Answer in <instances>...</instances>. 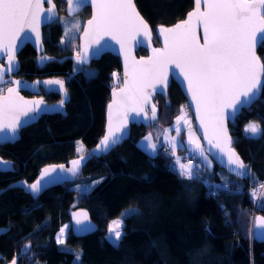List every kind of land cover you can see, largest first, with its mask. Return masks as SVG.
<instances>
[{
    "label": "trees",
    "instance_id": "obj_1",
    "mask_svg": "<svg viewBox=\"0 0 264 264\" xmlns=\"http://www.w3.org/2000/svg\"><path fill=\"white\" fill-rule=\"evenodd\" d=\"M53 2L64 14L66 0ZM134 2L151 28L154 46L158 44L155 26L181 20L193 4V0ZM79 15L84 21L88 9ZM61 38L62 28L54 22L43 41L49 54L46 57L52 59L41 62L39 71L65 82V114L42 116L24 128L13 144L0 147V156L13 165L11 172H0V227L6 229L0 235V252L9 256L30 244L22 264H72L74 254L64 250L66 246L79 250L77 264H264V242L256 241L250 229L256 216L264 217L260 195L264 189L259 188L264 184V132L251 137L244 131L249 122L264 129V95L228 124L232 147L248 168L243 177L228 175L210 160L209 168L200 164L204 171L201 177L189 180L162 157L160 147V159L138 147V141L155 129L156 123H171L181 109L189 113L180 90L171 81L165 95L152 98L156 120L145 125L128 115V132L120 144L107 153L92 155L74 182L52 186L36 197L20 188H7L18 181L33 182L41 168L88 152L102 137L109 92L120 82L118 58L105 53L89 66L80 67L70 58L76 54H66L65 49L69 44L71 50L76 39L62 42ZM256 52L264 62V47ZM135 54L143 56L146 51L138 48ZM17 58L22 74L38 72L34 65L40 58L29 45ZM86 67H93L95 73L85 75L82 70ZM55 97L47 99L55 101ZM76 142L83 145L81 152L76 151ZM226 182L228 190L210 195V185ZM80 185L86 191L79 192ZM254 190L258 192L255 198ZM127 207H134L136 214L123 219L122 236L112 245L105 238L108 222ZM75 209L87 211L96 228L75 237L69 227L65 242L58 244L55 234L60 225L69 222L68 214Z\"/></svg>",
    "mask_w": 264,
    "mask_h": 264
},
{
    "label": "snow or ice",
    "instance_id": "obj_2",
    "mask_svg": "<svg viewBox=\"0 0 264 264\" xmlns=\"http://www.w3.org/2000/svg\"><path fill=\"white\" fill-rule=\"evenodd\" d=\"M203 2L204 10L201 11ZM47 3L49 7L44 8ZM70 11H78L87 0H67ZM94 8L92 18L87 22L85 36H90L92 42L98 45L96 54H99L104 45L100 44L104 35H110L123 49L125 42L133 35L143 34L151 36L148 23L140 15L134 0H91ZM56 6L53 0H0V84H5L6 74L17 70L16 61L17 40L30 38L26 29L36 33L39 40L38 27L41 18L52 22L56 17ZM72 28L79 30V23H74ZM72 29L66 31V35ZM198 30H202L203 43ZM21 33H25L21 37ZM158 34L164 36V47L153 49V56L147 60L141 59L129 65L125 63V87L120 93H114L112 104L109 105L108 132L97 145V148L89 156L96 153H106L112 146L122 139L123 130L127 128L129 113L139 116L145 113L144 105L149 101L148 89L163 94V88L157 89L156 85H167L168 67L174 65L179 73L173 75L183 77L186 82L191 100L195 103L197 118L204 129V139L213 148L219 150L221 158H226V164L231 172L237 176L248 174L247 165L231 147L232 140L228 135L226 121L230 116L245 105H250L258 95H264V62L257 55V47H264V0H195V9L187 14L184 19L172 28L160 27ZM144 41H138L143 44ZM7 57V64L3 63V57ZM41 59H45L41 57ZM87 61V50L77 53V62L83 64ZM116 74L113 73V76ZM17 87H7V94L0 87V133L8 130L10 136L5 139H14L19 127L27 120L39 117L44 110L43 100H25L19 94L21 81H14ZM39 83V82H37ZM45 84L60 85L64 88V82L60 80L44 81ZM64 101H61V106ZM116 109L118 121L113 127L112 110ZM156 106L152 105L151 119H156ZM21 117L26 118L22 120ZM186 114L176 117V133H181L180 122L187 125ZM145 113V119H147ZM244 131L253 136L264 132L260 125L250 122ZM119 134V135H118ZM145 147L155 154L157 145L151 143V135L144 138ZM168 143L171 146V155L176 156L178 142L172 137ZM189 145L195 144L193 151L198 152L203 161L211 167V161L205 154V149L199 144L198 139L193 140V133L189 130ZM83 145H78L77 152H81ZM168 151L167 148L164 149ZM210 151V149H209ZM89 156L81 155L80 159L72 161V167L65 169L60 165V171H67L76 176L83 162ZM222 162H224L222 160ZM0 164H7L0 160ZM178 174L189 180L200 177L199 169L189 160L182 163L180 157H176ZM55 166L44 168L36 182L27 184V188L37 195L44 186L47 178L56 172ZM209 183V181H204ZM26 183V182H25ZM264 189V184L259 185ZM228 190L227 182L223 185H210V194L217 191ZM257 190L252 192L255 198ZM264 200V193H260ZM264 206V205H262ZM136 214L135 210H129L128 214ZM256 226L262 231L258 232L259 238L264 239V217H256ZM83 222L76 219V225ZM121 221H113L112 224L120 227ZM67 227V226H65ZM65 229L61 228L57 236V243L63 244ZM109 235L113 243L120 240L122 231L116 227H109ZM31 245L26 244L25 250ZM11 264H17L14 257Z\"/></svg>",
    "mask_w": 264,
    "mask_h": 264
},
{
    "label": "water",
    "instance_id": "obj_3",
    "mask_svg": "<svg viewBox=\"0 0 264 264\" xmlns=\"http://www.w3.org/2000/svg\"><path fill=\"white\" fill-rule=\"evenodd\" d=\"M48 7H49V5L47 3H45L44 4V8L47 9ZM85 8L89 9V16L83 21V24L81 26L80 32H79V34L77 36V40H78L77 53L78 52L83 53L85 50H87V61L85 63H83V64L78 63L77 62V54L71 56L70 58L79 66H89L92 61H96V60H98L100 58L101 55H103L105 53H108V54H111V55H113V56L118 58L119 67H120V82H119V86L110 90V92H109V100H108V102L106 103V106H105L104 129H103L102 137L97 141V143L90 150H88V152H86L84 154H81V155H84V156H89L90 153L94 152V150L97 148V145L100 143V141L103 139V137L108 132L109 105L112 104V101L114 99V95L113 94L114 93L119 94L120 90L125 87L124 81L126 79V77H125L126 57H127V63L129 65H131L133 60H135V61H140L141 59L147 60L148 58L152 57L154 48L155 49H162L164 47V36L158 34V29L160 27L172 28L174 25H176L180 21H182L184 19H187V14L189 12H191V11H194V9H195V0H193V4H192L191 9L184 15V17L181 20L173 23L172 25H168V26H165V25H162V24L155 26V28H154V36H155V38L157 40V43H158L157 45L154 46L153 43H152V31H151L150 38L148 36H144L142 33L139 34V35H133L132 37L128 38L127 41L124 44L123 49L121 48V44L117 43V40L113 39L110 35H104L103 39L100 41V44L104 45V47H103L102 51L99 54H96V49H97L98 45H96L94 42H92V39H91L90 36H85V29L88 28V23L87 22L92 18V15H93V12H94V8L91 5V0H87V3H85L83 5V7H81L78 11H70L68 3H67V0H66L64 8H63V12H64V14L67 17H73V16H76V15L80 14ZM55 10H56V14L57 15H56V17L54 18V20L52 22L44 19L43 17L41 18V22H40L39 27H38V31H39V40L38 41L36 39V33L31 32L28 29H26L25 32L27 33V36L30 37V38H26V39H22V40L18 39L17 40L16 61L18 63V68L14 72H12L10 74H6V76H5V81L12 83V85L10 87H17V85L15 83H13L14 81H21V84H20L19 89H18L19 91L26 90L28 86L32 85L31 83H29L27 81L13 78L12 75H14L20 68L19 60L17 58V55H18L20 50L25 45H29L35 51L37 56H39V54L43 52L42 29H43V27L49 26V25H51V24H53L54 22L57 21V19L59 17V12H58L57 8ZM203 10H204V5H203V2H202L201 3V11H203ZM149 28H150V26H149ZM150 30H151V28H150ZM24 35H25V33H21V37H24ZM198 35L201 36L200 42L203 43L202 30H198ZM140 40L144 41V43L142 45L138 44V41H140ZM258 47H257V49H258ZM138 48L144 49L146 51V54L143 55V56H137L135 54V52L138 50ZM257 49H256V51H257ZM41 57L45 58V59H41V62H46V61H49L50 59H52V58H47L46 56H41ZM2 59H3V63L7 64V57L4 56ZM174 72L176 74H178L179 73V69H175L174 65H169V67H168V81H167V85L166 86H164L163 84L156 85L157 89L163 88V94H161L159 91L153 92L152 89H148L147 90L149 95H150L149 101L144 105L145 113L147 114V117H148L147 119H145V113H141L139 116H136L135 113H129V114L130 115H134L138 119L139 122H141V123H143L145 125H147L150 121H153V119H151V116H152L151 108H152V105H153L152 98H153V96L155 94L165 95L166 91H167V88H168L170 82L172 81L174 84L177 85V87L180 90L183 98L185 99L187 108H188V110L190 112V116H191V119L193 121L194 130H195L198 138L201 141L202 147L205 149V154L211 159V161L213 162V164L216 167L222 169L228 175H231V176H234V177H237V178L243 177V176H237L234 172H231L230 166H228L226 164V158H221L220 154H219V150L216 149V148H213L211 145H209L208 141L206 139H204V129L201 127L200 120L197 118L196 106H195V103L191 100V95L187 91L186 82L183 81V77L182 76L173 75ZM44 81H48V80H42L41 81V86L45 87V88L56 89L57 92L60 94V100L55 102V103H52V104H47L46 102H44V100L42 98H26V97H24L25 100H40V99H42L44 103H43V105H41V107L44 110L41 112L39 117H37L35 119L27 120L26 123H23L19 127L14 139H11V138H9L7 140L5 139V136H10V133L8 132V130H5V132L0 133V147L5 145V144H13L15 141H17L19 139L20 130L25 128V127H27V126H29V125H31V124L36 123L37 120L42 115H51V114H61V115H63V114H65L64 106L68 102V94H67L65 88H63V90H61L60 85H57V84H54V85L45 84ZM0 85H2V84H0ZM3 94H5V95L7 94V88L4 90ZM259 97H260V95L255 97L254 101L250 105H245L240 110H238L236 112L235 116H230L229 119L226 121L227 129H228V124L232 123L234 121V119L241 112V110L249 108L256 100L259 99ZM61 101H64L62 106L60 104ZM112 117H113V127H115L116 124H117V121H118V117H117V113H116V109L115 108H113V110H112ZM21 119L25 120L26 118L21 117ZM128 127H129V123H128V120H127V128L123 130L122 139L126 136V134L128 132ZM228 135L230 136L229 131H228ZM121 140H120V142H121ZM120 142L115 144L114 146H112L109 150H111L112 148L118 146L120 144ZM231 147H232V144H231ZM209 149H210V151H209ZM98 154H104V153H96L95 155H98ZM81 155L76 156L75 158L71 159L70 161H68L66 163L51 164V165H48V166H45V167L41 168L39 170L36 178L31 183L36 182V180H38L40 178L42 170L44 168H50L52 166H55L57 171L52 173L51 177L47 178L46 182L44 183V186L42 187V190L37 195H34L27 188V184H31V183H25V181H18V182L9 184L7 186V188H12V187L20 188L25 194H29L32 197H36L43 190H45L47 188H50L52 186L60 185L62 183L74 182L79 177L81 168H82V166H83V164L85 162H83V164L80 167V169H79V171H78L76 176H72V174L70 172H67V171H60L59 166L63 165L65 169L71 168L73 166L72 165V161L80 159ZM91 156H89V158ZM0 160H2L4 162H7L6 165L5 164H0V172H10V171H12V162L11 161L3 159L1 156H0ZM222 160L224 162H222ZM68 216H69V227H70V230H71L73 236H75V237H82L84 235H87V234L93 232L95 230V228H96L95 225L89 219L87 211H85L84 209L72 210V211L69 212ZM256 217H261V216H256ZM77 218L80 219L83 222L81 225H76V219ZM255 218L253 220V232H252L253 238L256 241H258V242H264V239L259 238V236L257 235V233L262 231V230L257 228ZM5 232H6V229L0 227V235L4 234ZM25 252L26 251L24 250L23 253H25ZM11 261L9 263H7V264H11Z\"/></svg>",
    "mask_w": 264,
    "mask_h": 264
},
{
    "label": "rangeland",
    "instance_id": "obj_4",
    "mask_svg": "<svg viewBox=\"0 0 264 264\" xmlns=\"http://www.w3.org/2000/svg\"><path fill=\"white\" fill-rule=\"evenodd\" d=\"M56 22L62 28V38H61V41L62 42H67V41H70L71 39L76 38V36H78V34L80 32V29H81V26L83 24V18L79 14L76 15V16H73V17H67L65 14H59V17H58V19H57ZM77 22L79 23V30H76V29L72 28V25L74 23H77ZM68 29H72V30L70 32H68V35H66L65 33H66V31ZM83 69H84V70H82L83 73L85 75H87V76L93 75L95 73V70H94L93 67H86V68H83ZM179 112H181V113L179 114ZM179 112H178L179 115L178 114L175 115L173 117L172 122L169 123V124H167V125H161L159 123H156L155 124L156 125L155 129L152 127L151 130H150V132L146 133V135H144L138 141V144H137L138 147L140 149H142L143 151H145L146 153H148L150 156L155 157L157 159H160L159 158V150H158L159 147L166 145V146H169L171 148V146L168 143V141H170L172 137H176V139H177L178 142H181L182 141V143H178V146L176 148V157H180V158H182V157H189L190 159H192L193 157L194 158H198L197 164H198L199 167H200V164L201 163L207 165V163L205 161H203V158H201L199 156L198 152L193 151V149L195 148V144L189 145V143H188V140H189V130H191V132L193 133V140L195 141V140L198 139L199 144L202 146L201 141L198 138V136H197V134H196V132L194 130V127L192 125H190L191 124L190 114L187 111L185 113V110H182V109ZM182 114H187L188 117L186 116L185 118H186V120L189 123L186 125L183 120L180 122L181 133H180L179 136H177V133H176V117L177 116H180ZM128 115H130V114H128ZM152 129H154L153 130V132H155L154 134L152 132ZM246 134H248L249 136H252V134L250 135V133H246ZM149 135H151V143H155L157 145V151H156L155 154L152 153V150L151 149H148V148L145 147V144L147 142L145 141L144 138L147 137V136H149ZM78 145H81V144L79 142H76L75 143V149H76V151H77ZM181 149H184V150L181 153H178L179 150H181ZM82 154H84V153H82ZM161 154H162V152H161ZM162 156H163V154H162ZM208 159L210 160L209 157H208ZM172 166L175 167V169L178 171V167H177L176 164H173ZM207 168H209L208 165H207ZM84 188L85 187H82L81 185L78 186L79 192L86 191V190H84ZM262 205H264V200H262ZM130 209L131 210H135L134 207H127V208L123 209L117 217L111 219L108 222L105 238L107 239V241L110 244L117 245V243H118V241L116 243H113L112 238H110V235H109V227H110V225L112 227H116L118 231H122L123 219L126 216L129 215V214L128 215H123V214L128 213ZM113 221H121L122 223H121L120 227H117L116 225H113L112 224ZM65 226H67V227H65ZM61 228H64L65 229V232H64V240H65V236H66L67 230L69 228V222L60 225V227L58 228V230H57V232L55 234V241L56 242H57V236L60 233ZM252 228H253V224L251 223L250 224V229H252ZM64 250L71 251L74 254V258H73L72 264H77L78 263L79 256H80L79 250H77L75 248H72V247H69V246L64 247ZM34 264H38V263H34Z\"/></svg>",
    "mask_w": 264,
    "mask_h": 264
},
{
    "label": "flooded vegetation",
    "instance_id": "obj_5",
    "mask_svg": "<svg viewBox=\"0 0 264 264\" xmlns=\"http://www.w3.org/2000/svg\"><path fill=\"white\" fill-rule=\"evenodd\" d=\"M88 8H85L84 10H86ZM83 10V11H84ZM82 11V12H83ZM89 11V9H88ZM59 12V10H58ZM81 12V13H82ZM60 14V12H59ZM86 19V18H85ZM52 25V24H51ZM49 25V26H51ZM49 26H46V27H43L42 29V43L44 41V36L47 34V31H48V27ZM75 45H72L71 46V50H69V47L70 45L67 44V46L65 47L66 49V54H69V51H72L73 54H77V50H78V40H77V37L75 38ZM31 48V47H30ZM32 49V48H31ZM33 50V49H32ZM46 49H45V46L43 44V52L39 54V58L38 59V62H35V65H34V68L36 70H38V72L35 74V75H30V76H25L24 74H22L19 70L14 74L12 75L14 79H21V80H24V81H27L29 83H31L32 85L28 86L26 90H21L19 91V93L23 96V97H26V98H42L44 100V102H46L47 104H52V103H55L57 101L60 100V94L57 92L56 89H52V88H45V87H42L41 86V81L42 80H59L57 77L56 78H52V75H41V56H49V54H46ZM33 53L35 54V56L37 55L35 53V51L33 50ZM60 53V52H59ZM58 53V54H59ZM56 56V55H55ZM35 61V60H34ZM21 63H19V66H20ZM40 64V65H39ZM48 65V63H47ZM44 66V65H43ZM46 66V65H45ZM44 66V67H45ZM81 67V66H80ZM40 70V71H39ZM70 75L72 76V74L70 73ZM39 82V83H37ZM12 85L11 82H6L5 84H2L0 85V87H2L4 90L7 88V87H10ZM54 85V84H52ZM51 85V86H52ZM64 85H65V82H64ZM4 92V91H3ZM55 97V101H49L47 98L48 97ZM42 116H45V115H42ZM41 116V117H42ZM40 117V118H41ZM39 118V119H40ZM26 128V127H25ZM24 129V128H23ZM21 129L20 132L23 130ZM20 132H19V135H20ZM12 170H13V165H12ZM11 172V171H10ZM25 246H23L22 248H24ZM21 249V248H20ZM1 253V252H0ZM17 258V264H22L24 263V261L26 260L27 256L25 253H23V251L21 250H18L17 252H12L11 255L9 256H5L3 255L2 253L0 254V264H7L9 263L13 258Z\"/></svg>",
    "mask_w": 264,
    "mask_h": 264
},
{
    "label": "built area",
    "instance_id": "obj_6",
    "mask_svg": "<svg viewBox=\"0 0 264 264\" xmlns=\"http://www.w3.org/2000/svg\"><path fill=\"white\" fill-rule=\"evenodd\" d=\"M165 148H167L168 149V151L167 152H165L164 151V149ZM162 154H163V156L168 160V163L169 164H175V160H176V156L174 157V156H172L171 155V149L169 148V147H167V146H164L163 148H162ZM181 159V162L182 163H188V161L189 160H191L189 157H182V158H180ZM192 161V160H191ZM193 162V161H192ZM199 169V168H198ZM199 171H200V173L202 174V171L199 169ZM200 177H201V175H200ZM209 192H210V187H209ZM217 194V193H216ZM215 194V195H216ZM210 195H212V194H210ZM215 195H212V196H215Z\"/></svg>",
    "mask_w": 264,
    "mask_h": 264
},
{
    "label": "crops",
    "instance_id": "obj_7",
    "mask_svg": "<svg viewBox=\"0 0 264 264\" xmlns=\"http://www.w3.org/2000/svg\"><path fill=\"white\" fill-rule=\"evenodd\" d=\"M182 110H184V109H182ZM180 113H181V112H179V114H180ZM185 113H186V110H185ZM179 114H178V115H179ZM186 116H187V114H186ZM187 117H188V116H187ZM249 123H250V122H249ZM249 123H248V124H249ZM245 126H246V125H245ZM244 129H245V127H244ZM258 134H259V133H258ZM258 134H257V135H258ZM250 135H251V134H250ZM257 135H255V136L252 135L251 137H256ZM197 159H198V158H197Z\"/></svg>",
    "mask_w": 264,
    "mask_h": 264
}]
</instances>
